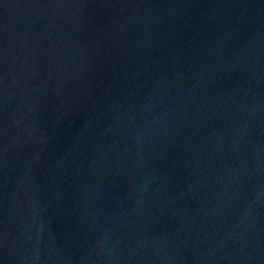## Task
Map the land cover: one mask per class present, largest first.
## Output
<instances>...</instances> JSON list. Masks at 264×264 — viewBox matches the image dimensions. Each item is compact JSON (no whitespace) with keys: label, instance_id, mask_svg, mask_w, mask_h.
Masks as SVG:
<instances>
[{"label":"water","instance_id":"1","mask_svg":"<svg viewBox=\"0 0 264 264\" xmlns=\"http://www.w3.org/2000/svg\"><path fill=\"white\" fill-rule=\"evenodd\" d=\"M0 264H264V0H0Z\"/></svg>","mask_w":264,"mask_h":264}]
</instances>
